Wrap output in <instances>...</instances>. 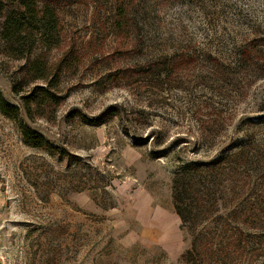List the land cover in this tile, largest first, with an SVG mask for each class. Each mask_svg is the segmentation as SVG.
<instances>
[{
  "label": "rangeland",
  "instance_id": "obj_1",
  "mask_svg": "<svg viewBox=\"0 0 264 264\" xmlns=\"http://www.w3.org/2000/svg\"><path fill=\"white\" fill-rule=\"evenodd\" d=\"M46 3L0 0V264H264V0Z\"/></svg>",
  "mask_w": 264,
  "mask_h": 264
},
{
  "label": "trees",
  "instance_id": "obj_2",
  "mask_svg": "<svg viewBox=\"0 0 264 264\" xmlns=\"http://www.w3.org/2000/svg\"><path fill=\"white\" fill-rule=\"evenodd\" d=\"M17 4L20 6V9L17 13H12L11 17L8 20V26L6 27V30L9 31V29H12V27H16L18 30H20V26H25L27 28V25L33 26V29L36 30L42 38H44L48 31H50L51 28H49V23H47L46 19L49 16V11H54V9L49 4H44L42 7L39 6V0H16ZM56 14V13H55ZM40 19V24L37 26L34 25L37 19ZM29 21V24L28 22ZM28 31V30H27ZM26 31V32H27ZM25 32V31H24ZM25 34V33H24ZM20 38V37H19ZM17 37V39H12V42L16 44V42H19L20 39ZM44 92L46 89H38ZM48 91V90H47ZM50 93H47V95ZM32 96L28 97V100L32 101ZM0 108L2 111L14 118L17 117L19 114V107L16 105L10 104L3 96V94L0 91ZM37 134V135H36ZM25 135L27 136L29 142L31 141L33 145L40 146L42 143V136L36 131H33L30 128V131H25ZM192 161H185L182 160L181 163L176 167L175 170V178L173 181V200L174 204L176 206V210L180 217L185 221L186 215L184 208L180 205L182 201L184 200V195L187 194L188 191L195 192L196 186L194 183H192V175H190V172H187L186 168L191 166ZM213 165V164H212ZM188 178V180H187Z\"/></svg>",
  "mask_w": 264,
  "mask_h": 264
}]
</instances>
